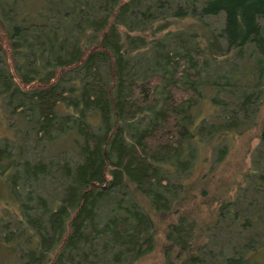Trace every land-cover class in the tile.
I'll return each mask as SVG.
<instances>
[{
    "label": "trees",
    "instance_id": "trees-1",
    "mask_svg": "<svg viewBox=\"0 0 264 264\" xmlns=\"http://www.w3.org/2000/svg\"><path fill=\"white\" fill-rule=\"evenodd\" d=\"M0 186V264H264V0H0Z\"/></svg>",
    "mask_w": 264,
    "mask_h": 264
},
{
    "label": "rangeland",
    "instance_id": "rangeland-1",
    "mask_svg": "<svg viewBox=\"0 0 264 264\" xmlns=\"http://www.w3.org/2000/svg\"><path fill=\"white\" fill-rule=\"evenodd\" d=\"M2 190H3V189H2L1 186H0V216H3L4 213H9V214L12 213V208H13V207L11 206L13 201L11 202V205L9 204L11 207L8 208V206H6V204H5L6 202H4V200H6L8 196H7V195H6L5 197L2 196V195H4V193H1ZM7 191H8V190H7ZM7 191H6L5 194L8 193ZM8 202H9V199H8ZM4 211H6V212H4ZM8 217H9V216H8ZM10 217H11V216H10ZM9 221H11L10 218H9ZM5 222H7V221H5ZM216 250H217V249H216ZM218 251H220V250L218 249Z\"/></svg>",
    "mask_w": 264,
    "mask_h": 264
}]
</instances>
